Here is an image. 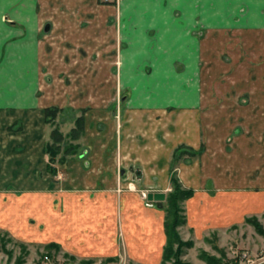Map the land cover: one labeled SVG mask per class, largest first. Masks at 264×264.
Instances as JSON below:
<instances>
[{
    "label": "crops",
    "instance_id": "1",
    "mask_svg": "<svg viewBox=\"0 0 264 264\" xmlns=\"http://www.w3.org/2000/svg\"><path fill=\"white\" fill-rule=\"evenodd\" d=\"M151 1L125 4L144 30L170 25V18L158 20ZM168 8L179 12L172 39L162 37L172 50H158L148 34L118 33L115 5L0 0V222L15 233L33 236L44 220V241L60 242L83 264H161L173 167L194 189L183 206L196 235L263 218L264 0H173ZM198 24L201 40L182 28ZM236 40L243 49L214 45ZM145 59L150 77L140 67ZM119 78L141 94L124 95L119 105L112 95ZM51 105L81 107L85 118L81 156L68 163L71 176L60 172L56 189L46 171ZM182 147L190 153L173 166ZM131 181L135 189L126 187ZM42 184L53 187L43 193ZM150 191L166 198L149 199Z\"/></svg>",
    "mask_w": 264,
    "mask_h": 264
},
{
    "label": "rangeland",
    "instance_id": "2",
    "mask_svg": "<svg viewBox=\"0 0 264 264\" xmlns=\"http://www.w3.org/2000/svg\"><path fill=\"white\" fill-rule=\"evenodd\" d=\"M102 3L111 4L112 6L115 5V13L111 16V20L117 24L118 33H120L121 30L129 31V33H133L135 35H142V34H148L149 37L152 39V45L157 46V49L159 48L162 50L165 45V42L162 41V37L165 36V34H172L174 30L173 20L175 19V16H178V13L176 10L174 11L171 9L169 10L168 6L169 4L172 5L173 0H152L151 3L153 5L158 7V13L157 17L158 20H163L165 18H170L171 24L168 26H163V24H159L158 22L153 23L149 26L144 28L143 24H140L139 21H136L134 19L135 13L134 11H129L127 9L125 1L126 0H108L106 2L105 0H99ZM128 1V0H127ZM145 3V2H144ZM141 4V3H140ZM147 5V2L145 3ZM148 6V5H147ZM150 6V7H151ZM165 6V10L161 7ZM148 9V7H147ZM126 11V12H125ZM183 16V15H182ZM184 22V21H183ZM196 27V28H195ZM183 30L186 29V33L189 35L191 33L197 34V36L201 39H203V36L205 34V28L204 26H201L198 24L197 26H186L182 25ZM218 32H232L237 33L239 32L237 28L229 30L228 28L217 30ZM167 36V35H166ZM119 38L124 41L125 38L120 37ZM122 41L119 42L120 45L122 44ZM169 47L172 44V41H169V43H166ZM215 44H219V49L224 50H230V49H236L241 50L243 49V43H239L236 41H229V42H218ZM200 46H204L205 43L199 42ZM239 45H241L239 47ZM164 48V49H168ZM172 47V45H171ZM218 48V46H217ZM172 50L171 48H169ZM203 60V58H201ZM150 60V59H149ZM177 60V59H176ZM175 60V66L177 69L183 68L184 64H181L180 61ZM170 65L172 66L173 63L171 62ZM140 67L142 69H146L148 73L144 72L145 77H150L152 70V63L148 61V59H145L142 64H140ZM120 75V74H118ZM138 75H134L136 78ZM120 77V76H119ZM146 95L149 94L150 90H143ZM142 91L133 90L129 88L121 87L120 85V78L118 82V89L113 91V97L115 101L120 105V100L124 95H131L133 97H136L137 95H140ZM140 93V94H138ZM168 110H166L167 113H173V105L168 104L167 107ZM81 107L78 106H72V107H65L63 110H60L57 112V115L55 119L53 120V124H49L50 132H52V129L54 126L58 125L62 132L66 135V141H73L72 138L68 135L70 133V130L76 126V119L79 115H81ZM49 123V122H48ZM84 126H85V118H84ZM51 134V133H50ZM50 138V137H49ZM51 139V138H50ZM49 139V140H50ZM79 143V152L76 153V155L69 156L67 160L64 162L59 161V157H56V159L53 161V165H55L59 172L56 174H53L51 171H49L47 166V173L50 172L52 175V179L54 182L53 186H46V185H38L37 190L45 193V191H48L53 187V189L60 187V172H66L68 176H71L68 174V163L71 159H73L74 156H81V136L78 140H75ZM190 151L189 149L182 150L178 153V155L173 158V166H176V164L179 163L180 159L189 155ZM50 163V155L48 153V161L47 164ZM81 166V162H79ZM63 174V173H62ZM72 176H77V179L74 183H77L81 180V169L77 170V172L73 173ZM79 178V179H78ZM131 187L132 189H135L137 186L134 184L133 181L128 182L126 187ZM125 187V188H126ZM76 188H81V185H79ZM173 184L170 183L169 189H167V194L172 190ZM14 189V187H13ZM147 193L146 191L142 192ZM51 194V193H50ZM45 196V194L43 195ZM145 196V195H144ZM167 205V198L165 199V206ZM183 205V203H182ZM180 215L184 213V210H181ZM36 219V218H33ZM261 227H256L251 222H244L243 224H237L235 226H231L225 233H216L213 231H209L205 234H198L196 235L193 230L186 224V222L180 224L177 229L180 234V243H174L171 247L173 249L172 252H169V255L167 258H163L161 264H228V260L238 251L241 249H246L249 246L250 247H256L260 245L261 243H264V215L263 218L260 219ZM9 222H0V264H41L42 263V257L45 253L51 254L55 258H59L61 260L65 259L70 264H83L81 263V255L71 253L70 251L66 250L62 244L58 241H44L43 238H46L44 235L45 230H47V226L44 220L39 221L37 223V232L35 234H32L33 236H26L17 234L12 230V227L8 224ZM41 223V224H40ZM41 233V234H40ZM261 244V245H262ZM260 245V247H261ZM252 250V249H251ZM91 264H139L135 263L133 261L126 260L124 258H115V259H103L100 262H92ZM264 264V263H261Z\"/></svg>",
    "mask_w": 264,
    "mask_h": 264
},
{
    "label": "trees",
    "instance_id": "3",
    "mask_svg": "<svg viewBox=\"0 0 264 264\" xmlns=\"http://www.w3.org/2000/svg\"><path fill=\"white\" fill-rule=\"evenodd\" d=\"M63 110L62 107L51 105L46 108L47 121L53 124L57 112ZM84 129V115H79L76 119V126L70 130L68 134L73 141H66V135L62 132L58 125L54 126L51 132V139L47 143V151L50 155V163H48V169L53 174H56L58 168L53 165V161L56 157H59V161L64 162L69 158V156L75 155L79 150L78 140ZM185 148V147H184ZM183 147L182 150H185ZM181 149L178 148L174 156L176 157ZM171 182L173 184L172 190L167 194V205L166 209V219H165V229L167 234V241L164 248L163 258H167L169 252L174 243H180V234L177 227L187 221L185 212L180 215V211L184 210L182 203L194 192L192 187L184 186L180 181L174 167L171 169ZM247 222L253 223L256 227H261L259 217L257 215L248 216Z\"/></svg>",
    "mask_w": 264,
    "mask_h": 264
},
{
    "label": "built area",
    "instance_id": "4",
    "mask_svg": "<svg viewBox=\"0 0 264 264\" xmlns=\"http://www.w3.org/2000/svg\"><path fill=\"white\" fill-rule=\"evenodd\" d=\"M146 196V193H144ZM264 263V243L257 250L253 251L248 248L238 250L229 260L228 264H261ZM41 264H70L67 260L53 257L45 253L42 257Z\"/></svg>",
    "mask_w": 264,
    "mask_h": 264
},
{
    "label": "water",
    "instance_id": "5",
    "mask_svg": "<svg viewBox=\"0 0 264 264\" xmlns=\"http://www.w3.org/2000/svg\"><path fill=\"white\" fill-rule=\"evenodd\" d=\"M46 28H49V25H47ZM147 197L149 199H165L166 198V192L165 191H150L147 194Z\"/></svg>",
    "mask_w": 264,
    "mask_h": 264
}]
</instances>
